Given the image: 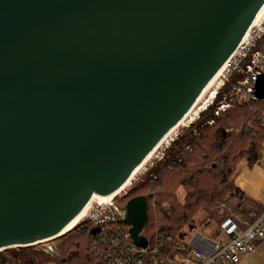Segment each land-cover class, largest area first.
Wrapping results in <instances>:
<instances>
[{"label":"water","instance_id":"95a60500","mask_svg":"<svg viewBox=\"0 0 264 264\" xmlns=\"http://www.w3.org/2000/svg\"><path fill=\"white\" fill-rule=\"evenodd\" d=\"M263 8L264 0H0V253L57 240L94 197L127 187ZM253 99L264 100V75ZM152 198L118 211L139 248L149 244Z\"/></svg>","mask_w":264,"mask_h":264},{"label":"trees","instance_id":"16d2710c","mask_svg":"<svg viewBox=\"0 0 264 264\" xmlns=\"http://www.w3.org/2000/svg\"><path fill=\"white\" fill-rule=\"evenodd\" d=\"M230 87L221 91L214 105L170 143L161 160H155L121 198L122 208L136 197L152 195L145 236L160 249H174L204 214L210 223L227 219L250 220L264 207L244 194L235 178L242 163L256 164L264 153V100H231V109L215 116L216 106ZM182 192V196L180 195ZM124 232L129 227L118 222ZM92 226H76L53 243L11 249L0 253V264H111L109 243Z\"/></svg>","mask_w":264,"mask_h":264},{"label":"built area","instance_id":"2783aa9c","mask_svg":"<svg viewBox=\"0 0 264 264\" xmlns=\"http://www.w3.org/2000/svg\"><path fill=\"white\" fill-rule=\"evenodd\" d=\"M262 75H264V12L259 14L238 51L225 65L217 88L198 108L192 109L184 120L185 127H190L199 119L202 112L213 106L219 93L227 87L230 89L216 106L215 116L230 110L233 98L240 102L253 99L257 82ZM173 141L174 139L170 142L166 140V148ZM160 155L157 160H161L164 154ZM153 164L154 162L152 166ZM120 193L109 200L94 197L78 224L80 228L88 225L92 226L93 230L100 229L99 234H103V239L109 243L106 258L111 264H241L264 243L263 209L260 214L252 213L250 220L227 219L218 226L216 238L206 237L192 228L186 231V238L174 249L162 250L160 249L162 245H153L149 239L147 248H139L134 245L129 231L124 232L122 226L117 224L121 222L118 213L121 207L116 200ZM53 242L40 244L44 246L45 253L54 252V246L51 244Z\"/></svg>","mask_w":264,"mask_h":264},{"label":"rangeland","instance_id":"374dc122","mask_svg":"<svg viewBox=\"0 0 264 264\" xmlns=\"http://www.w3.org/2000/svg\"><path fill=\"white\" fill-rule=\"evenodd\" d=\"M219 83H216L213 87H212V90L210 93H212L216 88H217V85ZM208 92V93H209ZM206 95V99L209 98L210 96V93ZM203 100V101H204ZM186 126V123L185 125H181L179 128H177L174 133L171 134V137L168 139V142L171 141V139H175L176 136H178L180 134V132H182V130ZM166 148V143L161 147L159 148V150L151 157V159L147 162L146 166H144L137 174L136 176L134 177V179L132 180L131 184L128 185L127 188H125L124 191H122L120 193V195L116 198L117 200L119 198H121L124 194H126V192H128V190L131 188L132 184H135L137 182V180L146 173V171L150 168V166H152V163L157 160L158 157H160L163 153V150ZM180 195L182 196V192H180ZM218 226L220 225H216L215 223H210L209 224V221L206 219V216L204 214H201L197 217L196 219V223L194 225V230L196 231H199L201 232L204 236L206 237H209V238H216L217 237V229H218ZM144 235H145V231H144ZM241 264H264V243L263 245L261 246V249L260 251H257L253 254H251L249 257H247L246 259L243 260V262Z\"/></svg>","mask_w":264,"mask_h":264},{"label":"crops","instance_id":"0c3cea01","mask_svg":"<svg viewBox=\"0 0 264 264\" xmlns=\"http://www.w3.org/2000/svg\"><path fill=\"white\" fill-rule=\"evenodd\" d=\"M261 158L254 165L242 163L235 183L244 194L264 207V153ZM262 245L263 243L257 251H260Z\"/></svg>","mask_w":264,"mask_h":264},{"label":"bare ground","instance_id":"6f19581e","mask_svg":"<svg viewBox=\"0 0 264 264\" xmlns=\"http://www.w3.org/2000/svg\"><path fill=\"white\" fill-rule=\"evenodd\" d=\"M263 12H264V8H263V10L261 11V13L260 14H263ZM224 70H225V67L223 68V70H221V72L217 75V77L212 81V83L209 85V87L206 89V91L204 92V94L201 96L202 98H200L199 99V101H198V103L196 104V106L194 107V108H198L200 105H201V103L203 102V100L206 98V95H207V93L210 91L211 92V90H212V87L218 82V80H219V78H220V76L222 75V73L224 72ZM209 92V93H210ZM208 93V94H209ZM193 108V109H194ZM185 124V122L183 121L182 123H181V125H184ZM180 125V126H181ZM171 137V134H170V136L166 139V140H168L169 138ZM165 140V141H166ZM165 141H164V143H165ZM163 143V144H164ZM158 150H159V148H158ZM158 150H156L153 154H152V156L158 151ZM151 156V157H152ZM150 157V158H151ZM149 158V159H150ZM148 159V160H149ZM148 160L146 161V163L148 162ZM144 165H146V164H144ZM143 165V166H144ZM143 166L137 171V173L143 168ZM113 197V196H112ZM112 197H110V198H112ZM96 198V197H95ZM110 198H102V199H106V200H109ZM89 208V205H88V207L85 209V211L62 233V234H65V233H68L69 231H71L72 229H74L78 224H80L79 222L81 221V219H82V217L85 215V213L87 212V209Z\"/></svg>","mask_w":264,"mask_h":264}]
</instances>
